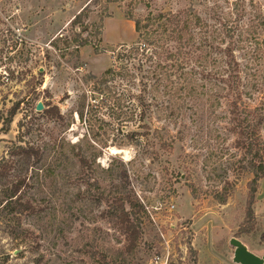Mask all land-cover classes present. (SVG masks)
Listing matches in <instances>:
<instances>
[{"label": "rangeland", "instance_id": "374dc122", "mask_svg": "<svg viewBox=\"0 0 264 264\" xmlns=\"http://www.w3.org/2000/svg\"><path fill=\"white\" fill-rule=\"evenodd\" d=\"M253 2L264 15V0ZM188 5V0L110 3L99 45L104 53L96 55L92 47H84L74 57L62 56L49 42L65 35L69 22L85 7L91 16L100 14L105 0H0V128L1 118L21 102L9 132L0 134V158L16 140L17 124L25 115L32 123L25 140L41 146L64 137L76 143L86 132V125L74 114L77 99L111 66L120 46L136 40L134 23L126 19L125 11L137 16L149 10L181 13ZM196 7L207 19L201 5ZM38 102L46 105L44 109L57 107L63 120L44 115V110L36 112ZM228 118L224 107L195 117L188 113L175 127L152 121L151 132L166 127L167 133L160 131L164 141L181 135V140L177 137L165 148L144 137L146 130L137 123L120 130L98 114L90 131L91 142L96 149L104 144L108 147L93 164L92 177L105 198L98 201L93 192L75 198L77 183H64L58 176V172H76L73 162L65 161L55 173L45 167L27 173L16 169L26 180L21 190L24 200L35 212L18 221L0 213V264H98L97 254L103 253L109 264H193V260L196 264H234L229 240L245 221L251 176L238 162ZM106 120L110 123L101 122ZM135 132L139 135L131 136ZM206 154L211 156L210 168L203 167ZM52 160L50 153L47 165ZM13 180L0 179V191ZM218 196H225L224 204ZM118 198L132 202L130 220L140 230L132 254L126 249L128 235L113 205ZM253 209L255 226L238 239L262 257L264 177L258 183Z\"/></svg>", "mask_w": 264, "mask_h": 264}, {"label": "trees", "instance_id": "16d2710c", "mask_svg": "<svg viewBox=\"0 0 264 264\" xmlns=\"http://www.w3.org/2000/svg\"><path fill=\"white\" fill-rule=\"evenodd\" d=\"M120 1L105 0L102 12L94 16L85 7L69 22L66 34L53 38L49 46L62 56L79 57V50L84 47H92L96 55L104 53L99 45L103 20L110 16L107 5ZM188 1V7L181 13L149 10L144 16H137L125 11L126 19L134 23L136 40L120 46L111 66L92 83L89 92H83L77 99L74 114L86 125V132L76 143L61 137L52 143L36 145L23 138L32 131L31 121L25 115L18 122L16 140L0 158V179H14L0 191L3 216L18 221L21 216L35 212L21 192L26 180L15 173L20 168L27 173L45 167L55 173L63 169L65 161L73 162L76 172H58V176L64 183H77H74L75 198H84L91 192L98 201L105 198L104 190L92 177L93 164L108 147L104 144L96 149L91 142L90 131L98 114L115 122L120 130L135 122L146 130L144 137L169 148L177 137L181 140V135L164 141L160 131L167 133L165 125L177 126L188 113L195 117L226 107L229 111L226 124L232 131L234 148L239 151L238 162L251 176L245 221L234 237L238 239L253 230L255 195L264 177V15L253 0ZM197 4L204 9L207 19L201 17ZM20 104L16 103L1 118L0 134L9 132ZM43 114L63 120L57 107L44 109ZM69 116L72 121V115ZM108 120L101 122L108 124ZM152 121L163 122L164 126L151 132ZM91 148L97 154H92ZM50 153L53 160L47 165ZM210 160L211 156L206 154L202 161L204 168L211 167ZM217 199L220 204L225 203V196ZM113 205L119 210L118 221L128 235L126 249L132 254L141 236L138 226L130 220L134 207L128 198L115 199ZM259 243L264 248V231ZM97 255L98 264H109L107 254Z\"/></svg>", "mask_w": 264, "mask_h": 264}, {"label": "water", "instance_id": "95a60500", "mask_svg": "<svg viewBox=\"0 0 264 264\" xmlns=\"http://www.w3.org/2000/svg\"><path fill=\"white\" fill-rule=\"evenodd\" d=\"M44 106L38 102L35 106L36 112H42ZM229 246L233 249L232 262L234 264H264V256L259 257L249 251L247 246L239 239L232 237L229 240Z\"/></svg>", "mask_w": 264, "mask_h": 264}]
</instances>
